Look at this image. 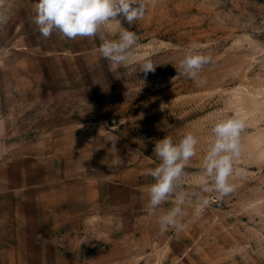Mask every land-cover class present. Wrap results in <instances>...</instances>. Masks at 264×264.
<instances>
[{
	"label": "rangeland",
	"instance_id": "rangeland-1",
	"mask_svg": "<svg viewBox=\"0 0 264 264\" xmlns=\"http://www.w3.org/2000/svg\"><path fill=\"white\" fill-rule=\"evenodd\" d=\"M36 2L0 0V163L7 181H68L81 199L104 206L98 209L110 223L96 231L113 233L100 246L115 249L85 256V264H264V0H145L143 19L129 25L117 17L139 37L122 65L98 52L99 35L118 39L117 24L95 38L58 31L45 38L33 22ZM190 48L213 57L199 87L179 70ZM145 58L158 65L146 77ZM232 116L246 122L235 163L242 172L230 180L233 193L196 217L192 194L201 192L211 129ZM188 132L198 138L197 155L175 193L149 215L155 181L148 170L160 163L155 142H178ZM12 164L27 176L17 178ZM181 192L187 195L178 220L186 227L162 230L159 217Z\"/></svg>",
	"mask_w": 264,
	"mask_h": 264
},
{
	"label": "clouds",
	"instance_id": "clouds-1",
	"mask_svg": "<svg viewBox=\"0 0 264 264\" xmlns=\"http://www.w3.org/2000/svg\"><path fill=\"white\" fill-rule=\"evenodd\" d=\"M147 11L145 0H37L35 3L36 15L33 22L45 38L54 32L62 36L75 39L77 37L95 38L102 29L112 23L119 26L118 39L109 40L99 35L102 43L98 52L106 60L115 65L124 64L129 57V51L138 46L139 37L135 31L121 26V19L129 25L143 19ZM0 15V23L5 22ZM213 62L210 54H204L190 48L186 51L179 63V70L187 75L196 86H202L206 79L200 75L202 69ZM155 65L150 58H145L140 65V72L145 74L155 72ZM168 105L161 104L163 111ZM246 127L245 120L240 116H232L219 120L212 127L211 140L202 161L201 192L193 193L196 196L194 214L202 215L204 210L213 202L222 200L234 192V185L230 182L232 176L242 172L235 168L242 151L241 133ZM111 149L116 148V138H112ZM198 138L191 132L186 133L178 142L170 136H165L155 142L154 154L160 161L148 174L154 183L148 187L149 203L147 212L155 214L156 209L175 193L180 182L187 175L185 168L191 158L197 155ZM203 193H216L214 198ZM186 193L181 192L175 204L165 214L159 217L162 230L170 228L182 231L186 226L178 220L184 214L182 205L185 203Z\"/></svg>",
	"mask_w": 264,
	"mask_h": 264
},
{
	"label": "crops",
	"instance_id": "crops-1",
	"mask_svg": "<svg viewBox=\"0 0 264 264\" xmlns=\"http://www.w3.org/2000/svg\"><path fill=\"white\" fill-rule=\"evenodd\" d=\"M6 168L0 163V264H85V256L114 252L113 245L100 246L114 236L96 231L110 223L100 203L81 199L68 181L51 186L8 182ZM12 168L17 178L27 176L19 164ZM45 188L51 189L41 192Z\"/></svg>",
	"mask_w": 264,
	"mask_h": 264
}]
</instances>
